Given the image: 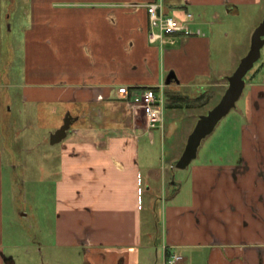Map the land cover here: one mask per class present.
<instances>
[{
  "label": "crops",
  "instance_id": "crops-1",
  "mask_svg": "<svg viewBox=\"0 0 264 264\" xmlns=\"http://www.w3.org/2000/svg\"><path fill=\"white\" fill-rule=\"evenodd\" d=\"M152 1L178 17L193 13L192 33L177 34L165 48L152 44L145 7ZM21 2L30 23L23 29L30 81L17 95L9 89L13 59L3 70L0 46V76L7 79L0 78V264H29L6 244L4 174L12 162L6 148L15 139L7 133L15 105L33 101L72 120L52 154L58 178L48 264L72 253L79 264H166L171 252L182 255L180 264H264V61L246 79L235 158L193 163L188 201L165 204L163 221L156 192L175 189L176 181L166 188V171L172 178L176 166L144 162L151 154L140 149L142 137L154 143L155 134L133 101L140 90L161 85L165 97L183 87L203 92L213 76L214 19L246 7L263 10L264 0ZM1 22L2 0L0 45ZM160 131L165 138V127Z\"/></svg>",
  "mask_w": 264,
  "mask_h": 264
},
{
  "label": "rangeland",
  "instance_id": "rangeland-1",
  "mask_svg": "<svg viewBox=\"0 0 264 264\" xmlns=\"http://www.w3.org/2000/svg\"><path fill=\"white\" fill-rule=\"evenodd\" d=\"M15 1L2 0L0 46L3 70H6L10 56L13 59L9 69L11 77L9 89L17 95L19 93L16 92L24 89L30 81L27 75L26 46L23 34L24 26H29L30 23L24 13L23 2L18 0L19 4L16 5ZM263 18L264 8L260 10L257 7H246L239 13L221 12L220 17L214 19L211 57L213 76L208 82L207 90H202L207 91L208 97L201 100L196 99V96L202 92L198 88L191 87H183L178 92L186 95L185 91H198L196 96L188 94L195 96L194 100L186 98L172 103L167 100L166 96L164 123L166 135L164 138L160 128H155L151 129L155 134L154 143H151L149 135L142 137L140 149H148V153L151 154L148 159H143L144 162L150 163L153 168L162 169L165 164L170 166L169 164L173 161L175 167L199 116L215 106L225 93L229 84L227 77L234 72L242 57L248 53L252 34ZM225 31L228 35H224ZM261 52L255 68L264 61V47ZM252 69L246 79L253 72ZM245 93L246 91L237 101L236 106L220 120L214 131L202 140L197 158L187 168H174L176 174L174 173L171 178L170 168L167 167L166 188L170 186L169 181H176V184L173 185L174 190L161 189L160 192H156L159 199L157 208L159 221H163L165 204L188 201L193 163L206 161L222 164L221 162L228 161L234 153L236 156V152L239 151L240 120L245 119L240 113ZM16 105L17 109L13 111L11 119L15 123L14 128L8 126L7 130V133L11 132L12 139L13 137L15 139L9 144L11 149L6 148L7 162H10V158L12 161L7 165L4 174L6 244H15L14 253L22 257L24 261H28L29 264H48L50 258L54 257L48 245L53 241L50 221L55 217V181L58 178V162L52 154L60 148V143L51 144L50 135L51 131L61 122L60 117L64 122L65 114L56 117L50 105L40 102L33 101L25 105ZM9 150L15 154H11ZM145 217L149 220L146 214ZM159 228L161 231L162 225ZM6 252L13 251L8 247ZM69 256L70 260L66 255L65 260L56 264H79L81 262L78 254L72 253Z\"/></svg>",
  "mask_w": 264,
  "mask_h": 264
},
{
  "label": "water",
  "instance_id": "water-1",
  "mask_svg": "<svg viewBox=\"0 0 264 264\" xmlns=\"http://www.w3.org/2000/svg\"><path fill=\"white\" fill-rule=\"evenodd\" d=\"M264 46V18L255 28L252 34L251 46L248 53L242 57L234 72L229 75L228 87L221 99L207 113L201 114L188 136L183 153L177 160L175 166L184 169L197 157L202 140L211 134L220 120L226 116L237 104L246 86V76L261 57ZM169 82V81H168ZM72 125L70 117L64 119L63 124L50 135L52 144L58 143L66 138Z\"/></svg>",
  "mask_w": 264,
  "mask_h": 264
},
{
  "label": "built area",
  "instance_id": "built-area-1",
  "mask_svg": "<svg viewBox=\"0 0 264 264\" xmlns=\"http://www.w3.org/2000/svg\"><path fill=\"white\" fill-rule=\"evenodd\" d=\"M149 15L150 30L149 41L152 44L165 48L176 42V35L179 33H192L190 23L194 20V14L187 12L185 17H178L167 13L160 2H149L145 4ZM157 91L153 87H146L140 90L133 97L134 104L142 109L147 119L148 128L164 129L165 123V103L164 85L158 87ZM128 87H121L119 91L127 93ZM165 251L167 247H164ZM183 257L179 253L171 252L166 256V264H180Z\"/></svg>",
  "mask_w": 264,
  "mask_h": 264
},
{
  "label": "trees",
  "instance_id": "trees-1",
  "mask_svg": "<svg viewBox=\"0 0 264 264\" xmlns=\"http://www.w3.org/2000/svg\"><path fill=\"white\" fill-rule=\"evenodd\" d=\"M0 78H1L2 81L3 80H5V81L7 80L6 78H4L3 74L0 76ZM206 90L204 92L200 93L197 96L195 95L196 99L201 100V99H203L205 97H208V93H207ZM166 96L168 97L167 100L171 101L172 103H175V102L180 101V100H185L186 98H187V100H194L195 99V96H190L188 94L185 95V94L179 93L178 91H171V90H167L166 91Z\"/></svg>",
  "mask_w": 264,
  "mask_h": 264
}]
</instances>
